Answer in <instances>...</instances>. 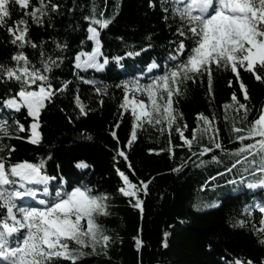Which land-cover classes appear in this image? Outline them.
I'll list each match as a JSON object with an SVG mask.
<instances>
[{"label":"trees","instance_id":"1","mask_svg":"<svg viewBox=\"0 0 264 264\" xmlns=\"http://www.w3.org/2000/svg\"><path fill=\"white\" fill-rule=\"evenodd\" d=\"M51 2L60 5L59 11L50 12V16L43 18V24L37 25L30 16L27 17L28 37L38 45L36 48L26 45L18 49L11 43L12 37L7 27H0V64L13 65L15 62L11 56L22 50L32 65L40 67L42 46L45 59L49 56L52 59L62 57L59 66L50 73L53 87L59 88L64 81H68L69 86L41 111L38 129L40 143L34 145L26 139L16 138H5L3 142L15 146V151L8 157L11 163L25 160L38 163L44 160V172L54 178L48 185L53 195L58 187L70 191L81 184L91 187L96 193L109 194L107 204L110 215L99 220L106 230L105 234L111 238L107 255L86 256L77 264H234L236 259H241L245 264L248 260L253 261V264H261L264 261V245L258 240L264 233H257L255 229L261 227L260 220L264 215L259 211L264 207V188L247 187L252 178L244 172L242 165L232 172L225 171L235 162L234 157L214 149L220 163L193 166L191 161H199L192 156V152H199V144L210 146L207 137L200 139L199 143L194 142L189 151L187 145L178 147L184 142L174 127L170 131L166 126L149 124L147 120L136 129V138L131 147H127L134 117L130 105L127 108L120 107L124 102L123 89L115 85L134 79L147 84L151 77L161 75L171 64L168 61L169 52L176 47L169 42L183 39L176 35V24L171 23V20L165 24L162 19L164 13L160 0H156L154 8H149L148 0ZM93 4L97 14L103 12L104 18H113L109 27L101 30L103 53L109 58H122L119 66L110 60L102 72L74 68L75 54L90 51L92 47L91 41L83 45L80 41L85 39L89 26V21L83 17L91 14ZM33 6H38V0H30L26 10L13 6L7 26L15 27L13 22L24 17L25 11L31 12ZM149 34L152 36V48L139 56L125 55L127 51H138L149 43L145 39ZM117 37H123V42ZM57 42L66 44L67 49H56ZM126 44L134 47L127 48ZM153 61L159 67L147 73V66ZM238 71L241 81L247 86L250 97L247 102L240 91V82L235 80L231 71L214 70L212 96L208 94L206 76L197 79L196 83L188 81L185 95H174L173 107L183 114L178 122L182 127L187 125L183 128L186 138H192V130L197 127V123L204 126L203 120H197L198 113H203L210 120L215 114V127L220 130L224 148L231 151L240 147L239 141L229 142L231 118L237 115L238 105L227 110L230 118L227 122L223 106L233 103L232 93L236 92L237 99L251 109L248 120L257 118L258 111L264 106V83L256 81L251 72L243 69ZM257 72L264 77V69H258ZM80 76L95 81V86L107 85L106 94L97 95L94 85L82 82ZM230 79L233 80L231 86L228 84ZM9 89H18V85L0 83V100L11 94ZM77 95L87 115H80L75 102ZM100 100H103L102 105ZM238 115L242 116L243 110H239ZM0 119H6L9 125L13 120H18L26 127L32 123L26 109L14 112L0 107ZM113 131L117 139L113 138ZM30 134L18 133L19 136ZM119 151H123L127 159L119 156ZM212 154L208 153L201 159L210 161ZM189 157L191 161L185 164ZM81 161L88 167L77 168L76 165ZM117 168L138 187L142 188L141 181L148 183L147 194L143 190L136 193V197L142 201L143 211L133 207L136 197H127L118 192L119 187L127 185L118 175ZM174 168H181V171L174 172ZM241 174L244 175L243 182L240 181ZM237 220H244L245 226L232 227ZM82 223L86 227V222ZM165 233L168 235L165 236ZM137 238L142 241L139 249ZM56 264L72 262L58 260Z\"/></svg>","mask_w":264,"mask_h":264},{"label":"snow or ice","instance_id":"2","mask_svg":"<svg viewBox=\"0 0 264 264\" xmlns=\"http://www.w3.org/2000/svg\"><path fill=\"white\" fill-rule=\"evenodd\" d=\"M13 6L26 10L30 6V0H0V27H7L12 37L11 43L18 49H23L26 45L38 47L28 37L27 17L30 16L32 22L37 25L43 24V18L50 16V12L58 13L60 5L52 3L51 0H47V3L46 0H38V6H33L31 12L25 11L24 17L13 22L15 27L7 26V19L11 18ZM148 6L154 8L156 0H148ZM160 7L164 13L162 19L165 24H169L170 20L171 23L176 24V35L183 39L169 42L176 47L174 51L169 52L168 61L171 64L161 75L151 77L147 84L134 79L124 80L115 85L123 89L124 102L120 107L127 108L130 105L134 117L133 131L127 147H131L136 138V129L143 126L144 120L149 124L166 126L170 131L174 127L184 142L178 147L187 145L191 151L193 143H199L204 137H207L210 145L199 144V152H192V156L197 157L199 163L191 161L189 157L185 164L191 161L193 166L200 167L207 163H220V158L213 151L219 149L235 158L231 167L225 169L226 172H232L238 165H242L244 172L252 178L247 183V187L249 189L264 187V106L258 111V117L249 121L248 115L251 109L246 103H241L237 99L236 92L232 93L233 103L223 106L226 110L224 119L226 122L229 121L227 110L238 105L237 115L231 118L229 142L239 141L240 147L231 151L224 148L220 130L215 127L217 120L215 114L210 120L203 113H198L197 120L198 122L203 120L204 126L201 127L197 123V127L192 130V138L188 139L183 131L187 125L182 127L178 122V118H182L183 114L173 107L174 95H185L188 81L196 83L197 79H203L205 76L208 82V94L212 96L214 70L231 71L234 74L235 80L240 82L239 87L245 102L250 97L247 86L241 81L238 69L251 72L256 81L264 83V77L257 72L258 69H264V0H160ZM83 19L89 21V26L85 39L80 43L83 45L86 41H91L93 47L91 52L80 51L75 54L74 68L82 71L94 68L99 71L104 69L110 60L121 61V57L109 58L102 51L101 30L108 28L113 18H104L103 12L97 14L93 4L91 14L84 16ZM21 25L23 27H20ZM117 39L123 42V37ZM145 39L149 43L141 46L138 51H127L125 55L139 56L152 48L151 34ZM125 46L134 47L127 44ZM55 47L60 51L67 49L66 44L59 42ZM44 57L41 46L40 67L32 65L22 50L11 56V60L15 62L13 65L0 64V83L18 85V89H9L11 94L0 100V107L14 112L26 109L27 116L32 118V123L28 127L18 120H13L9 125L6 119H0V264H56L58 260L77 264L86 256L107 255L108 242L111 239L105 234L103 225L99 223L102 217L110 215L107 204L109 194L96 193L91 187L81 184L72 187L70 191L58 187L53 195L49 190L48 182L54 178L44 172L43 159L38 163L26 160L11 163L8 159L15 151V146L5 144L3 140L16 138L26 139L34 145L40 143L41 134L38 129L41 111L45 109L46 104L53 102L58 93L64 92L69 86L68 81L62 82L59 88H54L51 83L50 73L59 66L62 57L57 56L56 59H52L51 56L46 59ZM147 67L151 71L159 65L153 61ZM79 79L84 83L93 84L97 95L106 94L107 85L95 86V81L85 80L83 76ZM228 84L231 86L233 80L230 79ZM33 85L36 87L33 88ZM130 92L146 94L148 106L146 107L145 101L136 99L135 95L130 98ZM75 102L80 109V115H87L79 95L75 97ZM99 103L102 105L103 100ZM239 110H243L242 116L238 115ZM23 132L31 134L18 135ZM112 135L117 139L115 131ZM246 141L250 142L246 143ZM169 144H171L170 137ZM169 152L172 154L171 148ZM208 153H213L210 161L201 159ZM118 155L127 159L123 151H119ZM76 167L85 169L88 165L81 161ZM116 171L124 185H127V187H119V193L127 197H136L137 191L143 190L147 194V182L141 181L142 188L138 187L132 184L128 176L119 168ZM172 171L178 172L181 168H174ZM218 175L222 174L218 173ZM240 181H244L243 174L240 176ZM32 185H43L44 198H38V190ZM29 198L35 203H29ZM133 207L143 211L142 201L138 197ZM259 211L264 214V207ZM82 222H86V227ZM245 223L244 220H237L231 226L244 227ZM260 225L261 227L255 231L264 233V215L261 217ZM167 235L165 233V236ZM258 242L264 245V236H261ZM141 243L142 241L137 238L138 249ZM164 246L167 247V244L165 243ZM234 264H245V262L236 259ZM246 264H253V261L248 260ZM261 264H264V261H261Z\"/></svg>","mask_w":264,"mask_h":264},{"label":"rangeland","instance_id":"3","mask_svg":"<svg viewBox=\"0 0 264 264\" xmlns=\"http://www.w3.org/2000/svg\"><path fill=\"white\" fill-rule=\"evenodd\" d=\"M92 47H93V45H92ZM92 47H91V50H90V51H83V52H86V53H87V52H91V51H92ZM98 59H101V60H102V58H100V57H98ZM116 62H117V61H116ZM105 66H106V65H105ZM88 69H91V70H93V71H95V72H102V71H104L105 67H104V69L99 70V71H97V70L94 69V68H88ZM153 70H155V68L152 69L151 71H153ZM151 71H149V69L147 68V72H148V73H150ZM130 93H133V92H130ZM130 93H129V97L131 98ZM133 94H135L136 97H137L139 100H143V101H145L146 107L148 106V97H147L146 94H144V93H133ZM51 182H52V180H50V181L48 182V185H49ZM32 187H34V188H36V189L38 190V198H44V196H43V185H32ZM263 188H264V187H263ZM28 202H29V203H33V204L35 203L34 201L31 200V198H29Z\"/></svg>","mask_w":264,"mask_h":264},{"label":"bare ground","instance_id":"4","mask_svg":"<svg viewBox=\"0 0 264 264\" xmlns=\"http://www.w3.org/2000/svg\"><path fill=\"white\" fill-rule=\"evenodd\" d=\"M133 95H135V94H133V93H130V96L132 97ZM136 96V95H135ZM136 99H138L137 97H136ZM139 100V99H138Z\"/></svg>","mask_w":264,"mask_h":264}]
</instances>
